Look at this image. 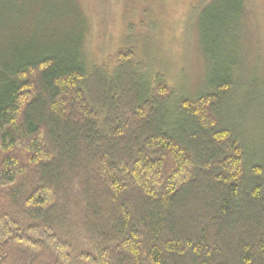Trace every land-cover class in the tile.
Segmentation results:
<instances>
[{"label": "trees", "instance_id": "16d2710c", "mask_svg": "<svg viewBox=\"0 0 264 264\" xmlns=\"http://www.w3.org/2000/svg\"><path fill=\"white\" fill-rule=\"evenodd\" d=\"M58 2L0 0V264H264L246 1L202 12L188 91L124 52L92 60L78 3Z\"/></svg>", "mask_w": 264, "mask_h": 264}, {"label": "rangeland", "instance_id": "374dc122", "mask_svg": "<svg viewBox=\"0 0 264 264\" xmlns=\"http://www.w3.org/2000/svg\"><path fill=\"white\" fill-rule=\"evenodd\" d=\"M57 5H71L58 0ZM86 18L87 54L98 64L111 66L118 53L149 62L170 84L187 91L201 87L206 74L198 22L202 12L218 0H73ZM247 27L244 66L254 64L264 75V0H245ZM241 36V37H242ZM248 41V43H247ZM236 119V117H235ZM246 120V121H245ZM245 128L252 131L251 118ZM238 121V119H236Z\"/></svg>", "mask_w": 264, "mask_h": 264}]
</instances>
